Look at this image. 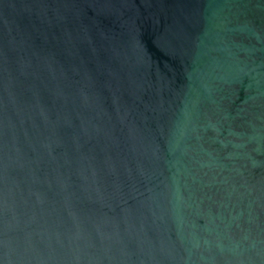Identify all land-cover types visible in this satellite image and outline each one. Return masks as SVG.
Here are the masks:
<instances>
[{"label": "water", "instance_id": "95a60500", "mask_svg": "<svg viewBox=\"0 0 264 264\" xmlns=\"http://www.w3.org/2000/svg\"><path fill=\"white\" fill-rule=\"evenodd\" d=\"M0 264H264V0H0Z\"/></svg>", "mask_w": 264, "mask_h": 264}]
</instances>
